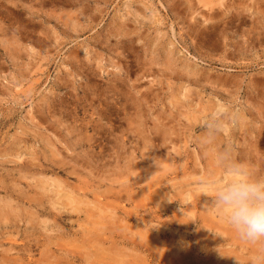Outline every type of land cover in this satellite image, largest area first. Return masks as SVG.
Segmentation results:
<instances>
[{"label":"rangeland","instance_id":"374dc122","mask_svg":"<svg viewBox=\"0 0 264 264\" xmlns=\"http://www.w3.org/2000/svg\"><path fill=\"white\" fill-rule=\"evenodd\" d=\"M218 154L264 180V0H0V264H264Z\"/></svg>","mask_w":264,"mask_h":264},{"label":"clouds","instance_id":"9594fccd","mask_svg":"<svg viewBox=\"0 0 264 264\" xmlns=\"http://www.w3.org/2000/svg\"><path fill=\"white\" fill-rule=\"evenodd\" d=\"M215 129L209 125V138ZM226 155L218 154L230 180L213 188L212 202L224 222L244 241L264 240V180L250 178L243 166L228 165Z\"/></svg>","mask_w":264,"mask_h":264},{"label":"bare ground","instance_id":"6f19581e","mask_svg":"<svg viewBox=\"0 0 264 264\" xmlns=\"http://www.w3.org/2000/svg\"><path fill=\"white\" fill-rule=\"evenodd\" d=\"M137 75H138V74H137ZM129 122H130V121H129ZM127 125H128V124H127ZM129 125H130V124H129ZM129 125H128V126H129ZM129 127H130V126H129ZM98 128H99V127H98ZM100 129H101V128H100ZM101 130H102V129H101ZM101 130H100V131H101ZM124 130H125V129H124ZM120 131H121V130H120ZM126 131H127V130H126ZM140 132H141V130H140ZM112 133H113V132H112ZM118 133H119V132H118ZM127 133H129V131H128ZM132 133H133V132H132ZM141 134H143V133H141ZM111 135H112V134H111ZM143 135H144V134H143ZM120 136H121V135H120ZM141 136H142V135H141ZM145 137H146V136H145ZM145 137H144V139H145ZM149 137H150V136H149ZM152 137H154V136H151V138H152ZM114 139H116V138H114ZM119 139L121 140V138H119ZM119 139H118V140H119ZM126 139H127V138H126ZM133 139H134V138H133ZM146 139H147V138H146ZM116 140H117V139H116ZM120 140H119V141H120ZM141 140H142V139H141ZM141 140H140V141H141ZM154 140H155V139H154ZM121 141H122V140H121ZM128 141H129V140H127L126 142H128ZM149 141H150V140H149ZM151 141H153V140L151 139ZM166 141H167V140H166ZM89 142H90V141H89ZM134 142H135V141H134ZM134 142H133V143H134ZM162 142H163V141H162ZM137 143H138V142H137ZM150 143H152V142H150ZM123 144H124V143H123ZM153 144H154V143H153ZM153 144H151V146H153ZM114 145H115V144H113V146H114ZM135 145H136V144H135ZM129 146H130V145H129ZM131 146H133V145H131ZM136 146H137V145H136ZM144 146H145V145H144ZM159 146H160V145H159ZM149 147H150V146H149ZM154 147H155V146H154ZM115 148H116V147H115ZM131 148H132V147H130L129 149H131ZM133 148H134V147H133ZM136 148H137V147H136ZM136 148H135L134 150H136ZM138 148H141V147H138ZM142 148H143V147H142ZM142 148H141V149H142ZM151 148H152V147H151ZM89 149H90V148H89ZM146 149H147V148H146ZM171 149H172V148H171ZM117 151H118V149H117ZM117 151H116V152H117ZM130 151H131V150H130ZM142 151H143V150H142ZM124 152H125V151H124ZM131 152L133 153V150H132ZM145 152H146V151H145ZM145 154H147V152H146ZM117 155H118V154H117ZM147 155H148V154H147ZM155 155H156V154H155ZM148 156H149V155H148ZM148 156H147V157H148ZM156 156H157V155H156ZM113 157H114V156H113ZM118 157H121V156H118ZM151 157H152V156H151ZM157 157H158V156H157ZM152 158H153V157H152ZM155 158H156V157H155ZM158 158H159V157H158ZM116 159H117V157H115V159L113 158V160H116ZM92 160H93V159H92ZM117 160H118V159H117ZM147 161H148V160H147ZM151 161H153V160H151ZM158 161H159V160H158ZM95 162H96V161H95ZM115 162H116V161H115ZM117 162H118V161H117ZM149 163L152 164V162H149ZM117 164H118V163H117ZM206 202H207V201H206ZM194 206H195V205H194ZM1 212H2V211H1ZM1 259H5V258H1ZM5 260H6V259H5ZM8 262H9V261H8Z\"/></svg>","mask_w":264,"mask_h":264}]
</instances>
